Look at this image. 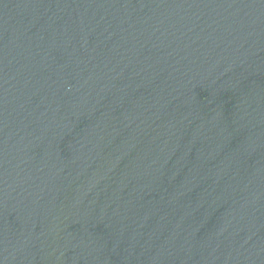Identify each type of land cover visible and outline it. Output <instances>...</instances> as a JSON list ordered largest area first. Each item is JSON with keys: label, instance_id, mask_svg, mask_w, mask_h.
<instances>
[{"label": "water", "instance_id": "obj_1", "mask_svg": "<svg viewBox=\"0 0 264 264\" xmlns=\"http://www.w3.org/2000/svg\"><path fill=\"white\" fill-rule=\"evenodd\" d=\"M0 264H264V0H0Z\"/></svg>", "mask_w": 264, "mask_h": 264}]
</instances>
